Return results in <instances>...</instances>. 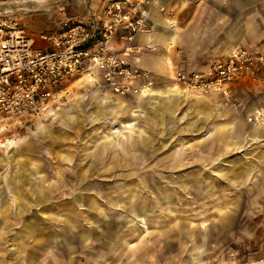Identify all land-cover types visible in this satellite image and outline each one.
I'll use <instances>...</instances> for the list:
<instances>
[{
	"label": "rangeland",
	"instance_id": "obj_1",
	"mask_svg": "<svg viewBox=\"0 0 264 264\" xmlns=\"http://www.w3.org/2000/svg\"><path fill=\"white\" fill-rule=\"evenodd\" d=\"M15 7L0 0V18L28 35L71 25ZM85 79L0 118V264H264V138H229L213 95L165 98L166 78L139 101Z\"/></svg>",
	"mask_w": 264,
	"mask_h": 264
},
{
	"label": "built area",
	"instance_id": "obj_2",
	"mask_svg": "<svg viewBox=\"0 0 264 264\" xmlns=\"http://www.w3.org/2000/svg\"><path fill=\"white\" fill-rule=\"evenodd\" d=\"M100 1L89 23L42 35L49 50L36 49L35 39L17 21L0 18V118L21 120L42 113L61 87L86 77L121 97L140 96L155 87L152 74L130 59L142 54L135 40L151 33L150 17L160 0ZM262 71L264 54L237 47L226 59L189 75L176 73L170 80L189 96H220L236 107L232 86ZM246 120L263 126L264 113L249 114Z\"/></svg>",
	"mask_w": 264,
	"mask_h": 264
},
{
	"label": "crops",
	"instance_id": "obj_3",
	"mask_svg": "<svg viewBox=\"0 0 264 264\" xmlns=\"http://www.w3.org/2000/svg\"><path fill=\"white\" fill-rule=\"evenodd\" d=\"M15 2L20 6L16 9L21 8L26 13L34 12L41 15V18L45 14H58L67 10L72 16L69 19L70 26L89 23L102 4L100 0H52L46 4L44 0ZM27 4L31 5L27 7ZM62 24L56 21L52 30L30 34L35 39V48L49 50L50 46L41 41L40 37L59 34L70 27L65 28ZM150 25L151 33L140 35L135 40V45L142 48L144 53L135 54L130 62L137 68L150 71L154 80H170L176 73L189 75L201 71L214 61L226 59L237 47H244L255 55L264 54V0H160L159 5L153 9ZM145 36L149 38L145 40ZM72 82L61 87L50 103ZM99 87L112 92L104 85ZM232 90L245 115L264 113V71L254 78L240 80L232 86ZM211 102H214L218 112L221 111V116H225V121L235 123V130L229 138H264V132L258 137L252 133V129L257 132L264 129V125L249 124L241 114L231 109L224 110L225 100L220 96H213ZM184 105L183 108L190 106L189 103Z\"/></svg>",
	"mask_w": 264,
	"mask_h": 264
},
{
	"label": "bare ground",
	"instance_id": "obj_4",
	"mask_svg": "<svg viewBox=\"0 0 264 264\" xmlns=\"http://www.w3.org/2000/svg\"><path fill=\"white\" fill-rule=\"evenodd\" d=\"M41 2V1H40ZM145 38V40H146V38H149V36H145L144 37ZM93 81V83L95 82L94 81V79H92V78H89L88 79V77H86V81H87V83L88 84H91L92 83V81ZM180 87H177L176 85H172L168 90H167V92H166V95H165V98H169V99H172V98H179V99H182V101H191V102H195V103H199V102H201L202 101V97L201 96H194V97H192V96H189L185 91H183L181 88L179 89ZM101 89V88H100ZM105 92V91H104ZM112 93V92H111ZM113 94V93H112ZM113 95H115V94H113ZM150 91L149 90H143L142 91V93H141V95L139 96V99L137 100V101H139V100H145V99H147L148 97L149 98H152V97H150ZM115 96H117V95H115ZM118 97H120V96H118ZM107 98H109V99H112L113 100V97H111V95L110 94H108L107 95ZM122 98V97H121ZM189 101V102H190ZM124 103H125V101H122V100H120V101H115V105H118V106H120V105H122V106H125L126 107V105H124ZM137 116L138 117H140V115H136L135 114V112H131V120H135V118H137ZM7 146L8 147H10V148H14V146H15V143L14 142H12V141H7Z\"/></svg>",
	"mask_w": 264,
	"mask_h": 264
}]
</instances>
